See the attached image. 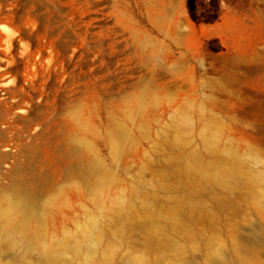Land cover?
Returning a JSON list of instances; mask_svg holds the SVG:
<instances>
[{
    "label": "rangeland",
    "instance_id": "rangeland-1",
    "mask_svg": "<svg viewBox=\"0 0 264 264\" xmlns=\"http://www.w3.org/2000/svg\"><path fill=\"white\" fill-rule=\"evenodd\" d=\"M0 1V25L8 29H0L6 34L0 65L12 62L11 69L0 66V100L3 84L13 85L29 114L0 127V246L8 221L18 237L41 243L66 221L60 236L76 242L103 215L104 194H117L124 184L151 193L147 173L133 165L137 149L155 152L152 140L171 138L190 112L197 115L199 145L209 120L237 125L238 134L243 130L255 141L249 168L263 180L253 185L249 201L264 205V0ZM165 50L175 58L167 59ZM82 103L101 135L74 122ZM133 106L131 119L126 110ZM44 113L50 117L45 127L25 132L28 120ZM66 196L80 201L61 206ZM24 202L32 216L25 221ZM249 208L223 232L248 254L224 264H264V222ZM212 242L205 256L215 261L222 244ZM97 256H111L106 245ZM116 258L118 264L143 263L132 246ZM197 258L172 253L157 264H201Z\"/></svg>",
    "mask_w": 264,
    "mask_h": 264
},
{
    "label": "bare ground",
    "instance_id": "bare-ground-1",
    "mask_svg": "<svg viewBox=\"0 0 264 264\" xmlns=\"http://www.w3.org/2000/svg\"><path fill=\"white\" fill-rule=\"evenodd\" d=\"M164 33L167 37L171 36L170 31ZM4 34L5 32L0 31L1 38H5ZM12 41L11 47L14 44ZM6 43H9V39H6ZM10 48L8 49L11 50ZM7 52L9 51H6V54ZM166 58L173 60L175 53L167 51ZM8 59L10 63L11 58ZM8 59L4 61L8 63ZM12 60L15 61L17 58ZM11 63L5 66L9 65L11 69ZM36 74L38 75L37 72ZM32 81L35 83L36 78ZM6 85L3 84L5 88L2 95L5 96L0 100V127L11 128L26 111L22 101L16 100L18 95L17 91L12 89L14 86L9 85L11 88H8ZM201 107L205 109L204 105ZM126 111L128 118H134V106L127 107ZM214 111L209 108L210 113ZM91 112L86 110L85 104L82 103L81 114L78 113L79 116L74 114V122L81 128L90 127L94 135H101V128L93 121ZM38 116L40 117L28 120L25 132L31 133L34 126H43L44 121L50 118L46 113ZM196 116L190 112L184 119L185 123L177 126L171 138L152 140L155 152L139 145L133 165L140 172L147 173L146 181L152 189L151 193L132 190L129 185L124 184L117 194H104L101 202L103 215L98 216L100 219L94 222L92 231H85L73 243L67 240V236H60L61 228L67 227L64 225L66 221L60 227L53 225L52 235L42 243L38 240L26 242L24 237H18L12 228V221H8L7 225L10 228L0 246V264H76L78 261L84 264H118L116 255L131 246L134 250H140L142 264H157L159 259H170L172 253L182 258L197 255V260H200L201 264L243 262L248 254L247 247L238 240L223 239V232L235 228L234 222L246 213L249 205V209L264 222V205L249 201L253 185L263 180L257 174L258 179L254 178L255 173L249 168L251 150L257 145L248 133L239 127L242 133L238 134L237 125L234 127L230 122L211 125L210 120L205 130L200 132L202 138L199 145L195 136ZM68 127L71 128L69 123ZM29 136H26L28 140ZM261 157L263 159L264 155ZM79 201L77 197L66 196L60 205H71ZM24 204L21 206L23 221L30 220L31 207L26 202ZM64 215L66 216L65 213ZM65 216L62 215L64 219ZM213 239L222 244L217 252L218 260L215 261L205 256L207 248L212 250ZM105 245L111 256L98 257L97 253ZM7 247L15 248L17 252L7 255L3 252Z\"/></svg>",
    "mask_w": 264,
    "mask_h": 264
},
{
    "label": "clouds",
    "instance_id": "clouds-1",
    "mask_svg": "<svg viewBox=\"0 0 264 264\" xmlns=\"http://www.w3.org/2000/svg\"><path fill=\"white\" fill-rule=\"evenodd\" d=\"M0 29H3V31H8V29H7V26H5V25H0Z\"/></svg>",
    "mask_w": 264,
    "mask_h": 264
}]
</instances>
